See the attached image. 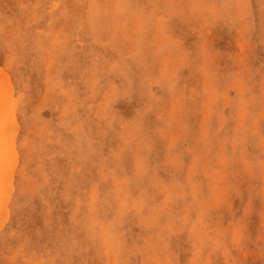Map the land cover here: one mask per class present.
I'll return each instance as SVG.
<instances>
[{
	"label": "rangeland",
	"instance_id": "obj_1",
	"mask_svg": "<svg viewBox=\"0 0 264 264\" xmlns=\"http://www.w3.org/2000/svg\"><path fill=\"white\" fill-rule=\"evenodd\" d=\"M0 264H264V0H0Z\"/></svg>",
	"mask_w": 264,
	"mask_h": 264
}]
</instances>
